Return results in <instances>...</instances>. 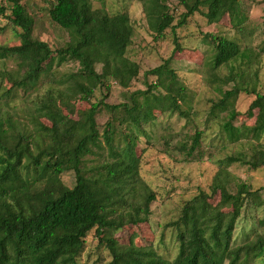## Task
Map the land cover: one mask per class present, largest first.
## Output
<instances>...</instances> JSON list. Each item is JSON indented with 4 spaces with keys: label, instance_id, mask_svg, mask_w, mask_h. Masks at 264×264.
Wrapping results in <instances>:
<instances>
[{
    "label": "trees",
    "instance_id": "trees-1",
    "mask_svg": "<svg viewBox=\"0 0 264 264\" xmlns=\"http://www.w3.org/2000/svg\"><path fill=\"white\" fill-rule=\"evenodd\" d=\"M6 1L10 6L6 18L19 30V45L0 46V60L12 59L17 65L15 71L0 72L11 83L4 97L12 96L14 89L33 90L43 80L55 85L36 97L32 108L20 116L0 107V264H78L90 234L106 249L110 258L106 264H247L264 254V220L251 239L233 243L244 206L249 202L264 207V200L258 190L237 181L228 170L233 164L264 168V148L259 144L264 134V94L256 92L255 86L233 87L209 108L214 118L225 114L220 126L228 142L256 141L260 147L247 158L237 154L218 160L209 192L200 190L182 205L180 215L170 224L174 257L158 253L147 242L134 244L132 237L128 244H120L114 234L147 223L155 200L139 176L136 141L149 139L145 126L153 124L155 112L185 115L182 105L187 89L166 60L144 74L155 81L131 93L129 104L89 103L72 120L68 115L73 113L74 99L88 103L96 88L108 91L114 82L125 89L138 76V65L126 56L133 36L128 14L108 15L93 9L90 0H47L50 20L68 35L63 46L52 49L33 37L34 20L21 0ZM136 1L142 5L155 40L164 38L168 29L175 35L196 13L208 24L228 16L235 29L246 20L239 0H175L184 9L175 25L167 0ZM5 12L0 6V16ZM214 40L213 69L237 59L251 64L260 57L243 54L234 41ZM174 41L177 50L176 37ZM67 61L77 63L75 72L51 73L54 63L60 66ZM230 81L234 79L227 78L225 83ZM240 92L254 96L245 112L253 118L251 125H232L240 117L234 108ZM101 107L110 119L100 134L95 116ZM200 138L197 131L189 145L184 142L178 149L187 158L193 157ZM87 155L99 161L87 167ZM67 172L74 174L71 188L60 178Z\"/></svg>",
    "mask_w": 264,
    "mask_h": 264
},
{
    "label": "rangeland",
    "instance_id": "rangeland-1",
    "mask_svg": "<svg viewBox=\"0 0 264 264\" xmlns=\"http://www.w3.org/2000/svg\"><path fill=\"white\" fill-rule=\"evenodd\" d=\"M93 9H102L108 15L127 13L133 28L131 44L126 56L139 67L138 76L128 88H121L110 82L108 91L104 87L96 88L89 102L74 99L73 113L68 117L77 120L78 115L89 107V103L103 101L108 105L122 103L129 104L130 94L145 90L146 83L155 81L153 76L144 74L169 61V66L178 76L180 82L187 89V100L182 105L185 115H161L155 112L152 125H146L145 131L149 139L139 138L136 141V152L140 157L138 172L140 178L155 194L151 203V214L147 223L135 227H126L114 234L120 244H128L133 238L134 244L150 243L158 253L172 259L176 253L175 243L170 240V224L180 215L182 205L195 196L198 191L209 192L211 180L218 170V160L229 155L242 154L250 157L254 148H264V134L259 142L242 140L230 143L221 129L225 114L216 118L209 115V108L217 102L224 91L233 87L255 86L258 93L264 94V0H239L241 13L246 20L240 29L232 27L228 16H224L217 24H208L201 13L191 16L185 25L175 30V35L166 30L164 38L154 39V34L148 28L142 5L136 0H90ZM26 11L34 20L33 37L46 42L52 49H57L68 41V35L53 23L48 15L47 0H21ZM170 12L174 16L175 25L184 12L175 0H167ZM0 6L6 8L4 16H0V46L13 47L19 45V30L12 27L6 15L10 13V6L6 0H0ZM202 12L205 9L201 10ZM178 49L175 50V41ZM224 38L236 42L245 55H258L251 64L237 59L218 69L212 68L215 52L214 38ZM76 62H65L60 66L55 63L53 72L65 74L75 72ZM16 61L12 59L0 60V72L15 71ZM101 67L96 66L100 72ZM227 78L233 82L225 83ZM11 83L0 77V107L11 114L20 116L23 110L32 108V101L44 94L46 89L55 83L43 80L33 90L23 91L14 89L13 95L4 97L5 89ZM254 96L240 92L234 100V108L240 117L232 121L233 126L244 122L251 125L253 118H247L245 112ZM110 119L109 113L101 107L95 116L99 133L104 124ZM49 126V122L43 121ZM201 132L199 145L193 152V157L187 158L178 148L187 142L195 132ZM246 157V158H247ZM86 166H94L99 159L95 155H87L84 159ZM237 181H241L254 190H258L264 200V168L251 169L249 166L233 164L228 169ZM61 181L71 188L75 178L73 172L63 173ZM214 196L213 202H216ZM264 220V207L256 208L247 202L241 211L234 232V245H239L252 238L253 232L261 229L260 221ZM137 233L139 236H136ZM106 249L98 244L96 238L90 234L85 240L84 249L78 257V264H106L109 260ZM247 264H264V254Z\"/></svg>",
    "mask_w": 264,
    "mask_h": 264
}]
</instances>
